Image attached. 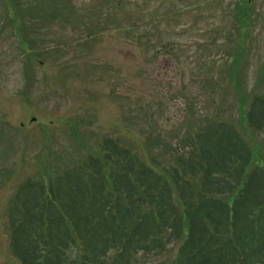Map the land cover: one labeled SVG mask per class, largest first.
Masks as SVG:
<instances>
[{"label":"rangeland","instance_id":"1","mask_svg":"<svg viewBox=\"0 0 264 264\" xmlns=\"http://www.w3.org/2000/svg\"><path fill=\"white\" fill-rule=\"evenodd\" d=\"M236 1L0 0V264H20L7 222L20 183L100 155L105 138L161 166L204 114L252 139L244 118L249 96L264 93V0H252L232 68Z\"/></svg>","mask_w":264,"mask_h":264},{"label":"trees","instance_id":"2","mask_svg":"<svg viewBox=\"0 0 264 264\" xmlns=\"http://www.w3.org/2000/svg\"><path fill=\"white\" fill-rule=\"evenodd\" d=\"M251 5L237 0L230 8L238 38L232 68L244 54ZM247 104L252 139L204 114L195 134L180 140L173 165L109 137L100 155L26 178L7 209L12 255L20 264H137L172 244L175 256L157 264H264V138H254L264 133V93Z\"/></svg>","mask_w":264,"mask_h":264}]
</instances>
